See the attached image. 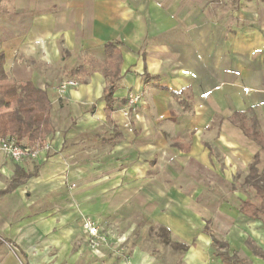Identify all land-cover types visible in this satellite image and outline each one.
<instances>
[{
	"label": "crops",
	"instance_id": "1",
	"mask_svg": "<svg viewBox=\"0 0 264 264\" xmlns=\"http://www.w3.org/2000/svg\"><path fill=\"white\" fill-rule=\"evenodd\" d=\"M33 1L26 29L0 33V49L10 81L47 92L51 147L19 162L0 149V264H49L56 250L76 264L88 240L82 217L107 231L131 201L181 249L179 264H205L213 237L264 264V216L241 212L255 195L236 188L251 187L256 155L264 171V149L234 121L264 135V0L242 1L229 20L184 10L182 0H51L54 11L40 13ZM107 41L122 57L109 115ZM65 74L77 84L58 94ZM130 92L141 95L131 118ZM155 262L166 264L136 246L117 264Z\"/></svg>",
	"mask_w": 264,
	"mask_h": 264
},
{
	"label": "rangeland",
	"instance_id": "2",
	"mask_svg": "<svg viewBox=\"0 0 264 264\" xmlns=\"http://www.w3.org/2000/svg\"><path fill=\"white\" fill-rule=\"evenodd\" d=\"M48 1L51 0L33 1L35 2V12H45L47 11V7L52 10L53 8L51 6H47ZM242 1L244 0H182V6L184 10H198L202 12L207 18L212 20H229V17H232V14L241 6ZM29 4H31V0H0L1 36H4L5 33L6 35L12 33L15 34L17 32L21 34L23 29H26L27 24L29 23L28 17L30 15L29 11H27ZM57 43L60 45L59 47H61V40H59ZM3 47L6 50L11 49L13 52L16 51L13 48L12 41L4 42ZM61 49V53L63 54L64 48L61 47ZM56 69L57 70L55 73L58 71V74L61 70V67L57 65ZM62 77L66 78L61 79L58 86L64 80H78L69 78L70 76L67 74ZM57 92L58 94H61L59 91ZM137 106L138 104L130 106V111L126 112L128 115H130V118L138 112L139 107ZM259 166L261 168L264 167V155H261ZM243 176L244 175L242 171L235 170L231 172V178L236 182L237 179L242 180ZM236 188L241 190L248 198H253L254 191L249 185H245L243 183L240 186L236 185ZM137 190L142 191V188L138 187ZM141 206V202L138 204L134 201H131L129 209H122V214L127 215L125 219H122L119 223H115L114 221L110 220L107 222L105 221L103 225H105V229L107 231H103L99 226L100 231L106 236V241L97 249L93 250L88 246L87 240V245L85 246L86 248L80 252V256H78L77 259L79 261H77L76 264H117L121 258L127 259V254L129 252L131 253L136 246L150 251L151 255L155 258H158L161 263L179 264L181 257L183 256L181 249H174L170 245L163 242L164 238H166V235L168 236V234L164 233L163 230L160 229L148 215L141 211ZM112 228L114 230H112ZM170 241H172L171 238ZM172 243L179 244V242L175 240H173ZM251 246L254 245L250 244L249 247ZM209 252L210 253L207 261H220L215 255L213 249H210ZM49 254V258L46 259V261H49V264H70L67 261L68 251H66V254H63V252L56 250L55 252L50 251ZM70 257L71 255L69 258ZM244 260V264H251V260L248 257H244ZM156 262L155 264H157Z\"/></svg>",
	"mask_w": 264,
	"mask_h": 264
},
{
	"label": "trees",
	"instance_id": "3",
	"mask_svg": "<svg viewBox=\"0 0 264 264\" xmlns=\"http://www.w3.org/2000/svg\"><path fill=\"white\" fill-rule=\"evenodd\" d=\"M119 44L118 41H107L104 45L108 67H103L102 72L108 80L104 92L108 115L113 110V85L119 77L122 62L121 53L118 49ZM4 62L5 56L0 49V137L14 136L18 143L22 139L28 140V143L41 141L52 130L50 122L51 102L48 94L44 89L36 87L30 81L21 86L10 81L4 69ZM92 65L101 67L96 62H92ZM239 115L241 116L239 112L234 113V116ZM234 121L241 123L245 134L264 149V135L255 131V124L247 126L243 116L237 117ZM257 163L258 156L256 155L249 166V173L245 179V183L250 184L253 188L255 199L245 200L240 206L241 212L253 219L260 215L264 216V171L258 172ZM183 247L186 248V245ZM212 247L222 264L245 263V260L239 258L237 254L230 255L228 253L227 243L214 237ZM260 256L264 260V252H261Z\"/></svg>",
	"mask_w": 264,
	"mask_h": 264
},
{
	"label": "built area",
	"instance_id": "4",
	"mask_svg": "<svg viewBox=\"0 0 264 264\" xmlns=\"http://www.w3.org/2000/svg\"><path fill=\"white\" fill-rule=\"evenodd\" d=\"M76 84L77 82L74 80H64L58 86V91L62 94L69 86H74ZM127 98L128 106H134L139 103L141 95L139 93L130 92L128 93ZM50 147V143L45 140H38L29 144H20L14 136H6L0 139V149L10 158L18 162L27 158H35L40 151L49 150ZM81 227L83 233L88 238V246L91 249H97L106 241L105 234L100 231L99 225L92 217L84 215L82 217ZM205 264L222 263L217 260H209Z\"/></svg>",
	"mask_w": 264,
	"mask_h": 264
}]
</instances>
